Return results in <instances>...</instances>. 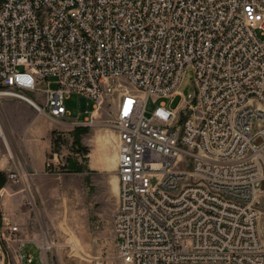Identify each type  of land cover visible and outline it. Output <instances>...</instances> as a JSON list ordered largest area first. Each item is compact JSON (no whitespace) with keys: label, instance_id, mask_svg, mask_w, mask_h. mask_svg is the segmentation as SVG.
<instances>
[{"label":"built area","instance_id":"1","mask_svg":"<svg viewBox=\"0 0 264 264\" xmlns=\"http://www.w3.org/2000/svg\"><path fill=\"white\" fill-rule=\"evenodd\" d=\"M190 69L189 99L147 116ZM72 94L90 118L116 109L123 264H264V0H0V97L92 123L69 118ZM31 176L20 164L7 178L34 208Z\"/></svg>","mask_w":264,"mask_h":264},{"label":"rangeland","instance_id":"2","mask_svg":"<svg viewBox=\"0 0 264 264\" xmlns=\"http://www.w3.org/2000/svg\"><path fill=\"white\" fill-rule=\"evenodd\" d=\"M194 72L188 70L175 97L151 96L147 102V116L160 104L177 109L189 99L193 89ZM55 77L48 78L51 88H56ZM20 102L21 106H12ZM72 94L66 100L70 119L80 116L92 123L74 126L56 123L46 118L39 121L38 113L31 106L16 98L0 97V116L6 131L29 134L30 159L35 162L45 158L46 167L40 173L29 171L19 161V149L9 137L8 149L18 166L22 164L32 173L30 192L36 207L24 203L26 192L22 184L9 182L2 194L0 205L8 207V199L17 197L21 214H27V223L14 221L20 232L10 235L7 226H0V264H29L20 260V253L30 254L32 264H123L116 245L114 214L118 206V132L116 129V109L113 103L106 102L94 117L90 118L93 102ZM27 106V108H26ZM52 127V144L47 145L44 130ZM12 152L10 150V147ZM8 154L0 140V158ZM107 165L97 167L102 160ZM56 157V158H55ZM53 161L51 166L48 163ZM16 170V169H14ZM13 170V171H14ZM262 212L261 229L264 235V201L259 205ZM4 231L5 237L1 235ZM21 239V241H20ZM23 244L25 246L21 247ZM22 248V249H20Z\"/></svg>","mask_w":264,"mask_h":264},{"label":"crops","instance_id":"3","mask_svg":"<svg viewBox=\"0 0 264 264\" xmlns=\"http://www.w3.org/2000/svg\"><path fill=\"white\" fill-rule=\"evenodd\" d=\"M24 104L28 105V107H30L29 104H27L26 102H24ZM12 106H15L16 108L21 106L20 102H15L13 103ZM27 108V106H26ZM42 118H46L48 120H51L53 122H55L54 120H52L50 117L46 116V115H39L38 118H36L39 121H43ZM4 124V123H3ZM5 132H6V138L7 140L9 139V137H11L15 142H16V146L18 147L20 153H19V161H21V163H23L26 168L33 172V173H40L42 172L45 167H46V163H45V158H41L40 161L35 162L34 160L30 159L31 156H33V153L30 151V147H29V134L27 133L26 135L23 136V134L21 132H19V134L16 131H13L10 129V131H6V128L4 127ZM44 137L46 138L47 141V145L45 146L44 149V157H45V153H47L50 148H51V144H52V134H53V129L52 127H47L44 130ZM2 141V140H1ZM4 142V141H3ZM9 143V140H8ZM7 152L8 154H1L4 155L0 158V173H4L7 174V172L9 171H13L14 169L17 168L18 164L17 162L14 160V154L12 152V149L10 147V150L13 154V156L10 155L9 153V149L7 147V143L4 142ZM10 145V144H9ZM102 160L98 163L97 167H104L107 165V159L105 156L101 155ZM117 163H118V159H117ZM8 181H6L5 185L2 187V194L3 192L6 190V185H8ZM7 203H9L8 207H3V205H0V218H1V222L5 227L6 221L8 220L9 222H14V221H19L22 222V224L27 223L28 219H27V214H21V210H20V203H19V199L17 197H11V199L7 200Z\"/></svg>","mask_w":264,"mask_h":264},{"label":"trees","instance_id":"4","mask_svg":"<svg viewBox=\"0 0 264 264\" xmlns=\"http://www.w3.org/2000/svg\"><path fill=\"white\" fill-rule=\"evenodd\" d=\"M6 174L0 173V188H2L6 183ZM2 225L1 218H0V226Z\"/></svg>","mask_w":264,"mask_h":264},{"label":"bare ground","instance_id":"5","mask_svg":"<svg viewBox=\"0 0 264 264\" xmlns=\"http://www.w3.org/2000/svg\"><path fill=\"white\" fill-rule=\"evenodd\" d=\"M6 143H7V147H8V145H9L8 140H6ZM9 147H10V146H9ZM11 156H13V154H11Z\"/></svg>","mask_w":264,"mask_h":264}]
</instances>
